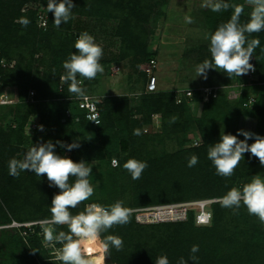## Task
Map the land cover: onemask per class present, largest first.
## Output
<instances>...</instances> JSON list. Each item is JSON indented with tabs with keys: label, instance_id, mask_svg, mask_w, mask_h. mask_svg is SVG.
Masks as SVG:
<instances>
[{
	"label": "rangeland",
	"instance_id": "rangeland-1",
	"mask_svg": "<svg viewBox=\"0 0 264 264\" xmlns=\"http://www.w3.org/2000/svg\"><path fill=\"white\" fill-rule=\"evenodd\" d=\"M156 1L161 2L160 6L156 5ZM47 2L48 0H12V4L16 5L14 11L19 10L22 13H24V11L27 13L29 10H36L38 14L45 13V8L44 10L41 8L43 7V3L47 4ZM72 2L74 4L72 9L73 18L65 24L62 23L60 26L63 28V36H65V34L69 35V38L73 36L75 44L79 34L87 31L95 38L96 43L103 48V56L100 63L104 67V72L98 74L93 80L85 81L84 89L86 90V95L97 100L98 103L101 104L110 97H116L118 99L126 97L129 101L130 109L134 113L136 103L141 102L144 95L146 96V94H148L146 91L147 76L143 67L148 65L147 58L149 56V51L151 56L153 55L158 63L157 67L154 69L158 80V91L167 93L174 91L178 92L180 95L185 89H193V93L197 92L198 95L197 101L190 100L188 102L190 114L186 115V117H190L187 128H179L175 133L165 131L163 135H160L163 132L160 112L153 114V116L151 115L150 121L142 122V133L149 135L157 134V136H155L154 139L147 140V142L143 144L142 152L138 154V156L132 157L140 161H145L148 164V167L144 170L140 179L133 180L131 175L123 167L120 171L119 169H115V167L119 168L120 157L124 158L133 152L131 145L121 147L120 144H118L110 157V163H107L108 157H105L106 169L112 172V182L109 184L102 185L100 183L102 179L96 178L103 166L102 162L99 160H90L86 162L92 166V170L94 171V174H92L94 178L92 179V175L89 177L94 188H111L109 191V194H111L110 196L113 197L115 201L124 199L123 201L129 204L128 207L133 210V215L130 223L124 226H114L108 232L102 233L101 240H83L81 242L82 248L85 250L88 248L93 249V254L97 256L104 255L101 249V241L107 235H116L122 238L124 245L123 249L120 251L112 248V250L115 251V260L113 264H155L156 258L159 256H167L169 264H179L181 257L187 261V264H264V226L260 224L257 217L249 215L247 210L239 212L238 215L230 216V218L225 220L224 226L217 231L219 233L216 232L217 239L209 241L208 243L209 248L210 245L214 247L210 248L209 253L205 252L206 248H203L202 243H199V241L191 243L188 246L185 242L179 248L180 240H184L181 238L183 237V233L181 232H178L174 239L169 238L170 234L179 230L182 231L184 226L180 224L186 222V219L155 222L144 219L143 216L139 217L137 214L140 211H145L157 205L211 199V197L219 198L223 196H213L216 195V192L221 193V191H224L226 186L224 183L225 179H223L225 177L216 174L212 163L203 166L204 169L199 167L195 174L190 170L187 176H183V179L180 178V180H178V182H183L185 185L189 183L194 185V187L196 185L201 187L202 191L198 190L197 194L190 196L191 198L186 192H183V196L189 197L188 199L177 197L175 200L161 201V199L170 197V193L176 195L181 192L178 191L177 187V192H171V187H168L161 193L156 191L148 195L145 194V188L149 187L148 189H150L151 186L145 184L149 183L152 185L160 182L159 180L168 179L164 178V174H160L162 170L168 171L173 168V163L169 161L171 157L168 160V156H172L173 154L178 155L183 148L189 147L187 143H184V139L186 138L192 140L191 144L201 142L203 135L199 125L207 126L206 128H208L210 132L213 131L212 127L216 123L227 125V118H222L220 116L215 118L213 113H211L212 111L206 107L207 100L200 96L205 86L231 82L233 77L230 78L222 71L209 69L207 70V78L205 79L203 76H197L196 67L205 59H210L209 40L204 38V34L212 33L221 25L222 19H224L223 23L227 22L233 10L230 8L227 11L218 13L213 12L210 8L202 6L204 0H137V2H130V6L134 9L135 14L130 20H123L124 22H122V18L128 17L129 15L128 12L125 14L123 11L122 15L120 14V10L118 12V9L121 8L120 0H72ZM108 2H112V5L105 7ZM226 2L244 4L243 15L245 19L241 20L240 17V21H243L242 23L248 21L251 7L245 3V0H226ZM144 3H147V6L153 3L148 13L143 10L144 8L142 5ZM7 6H5L6 9H9ZM85 10L88 13H86ZM100 11L109 14L100 16L98 14ZM15 13L16 12H12V14ZM146 14L148 20L144 22ZM6 17H8L7 12L1 15V24L5 23ZM188 17L192 19V23L186 22V18ZM19 18L20 16L16 13L15 17L10 21V27L13 28L12 34L17 37L18 34H15L16 28L23 27L18 23ZM27 18L30 19L29 17ZM53 21L54 15H52V22ZM138 21L142 22L143 30L139 34L135 32L132 33L133 26L136 25ZM40 24L42 27L40 25L39 27L44 31L54 29L51 24V26H49L48 23L43 24L41 20ZM66 25H70L71 27L68 28ZM128 25L129 28H127ZM255 34L256 33H253L251 36ZM257 37L258 36H255L253 38ZM64 39L66 40V37H64ZM7 44L8 43L4 40L0 42V46H2V48H0V55H2L0 57V67L5 68L8 66L15 68L16 60L13 59L9 62L6 60V53L3 47L7 50ZM19 44H21V42H17L14 45ZM144 47L148 50L142 52ZM259 55L264 60V52H260ZM259 55L256 54L255 51L252 60H258ZM41 56V52L35 54V58H40ZM111 58H115L118 61L110 67V71H107L104 60ZM3 60L6 62L4 65H2ZM43 67L44 65L38 67L40 72L44 69ZM61 71H64L63 67ZM33 73L34 72H32V75ZM258 77L259 76L256 74L254 78L256 83L253 84L254 86L257 84L259 85V89L257 90L258 93L255 94L251 92V94H255L257 97L261 95L260 108L253 109L252 111L241 110L238 112L225 109L226 112L229 111L228 115L230 116V121L234 122L233 125L236 128L264 136V81H259ZM79 78L82 80L83 84L84 79L81 77ZM34 88L37 89L36 86L32 87V89ZM9 90L8 94L15 102L6 104L0 108V127L3 128L4 133L8 134V132L10 133V131H12L11 135H9V142L17 148L14 155L18 156L19 159H23L26 150L22 140H20V119H14L15 117L12 112L17 108L25 110L24 105H20L23 103L24 98H22V96L20 97L18 86H11ZM48 90L54 91L51 84H49ZM79 98L80 97L74 94L67 97L50 95L49 98L43 97L34 101V103L37 105L45 103L51 107H55L58 104L57 108L59 109V107H65V101L74 103L75 99L80 101ZM223 114H225L224 109ZM30 116V121L35 123V125L38 124L36 121H38L39 115L33 113ZM25 129L26 132H32L34 130L32 124L28 125ZM247 142L249 144L253 143L254 137ZM95 144L98 145V141ZM66 154L68 156L70 151L68 150ZM250 154L251 153H247L245 158L240 161L239 166L235 169V171L237 169L241 171V176H239L241 182L246 181L248 183L252 176L258 174L264 177V166H261L259 160ZM188 157L189 154L184 153L178 163L181 164L182 167H185V162ZM6 164L8 165L9 162ZM6 164H0V168H7L0 169V221L5 220L2 213H6L11 219L15 218V216L23 217L24 221L12 220L8 224L0 223V264H61L57 259L61 245L46 244L43 236L41 239H37L36 242H30V248L28 249L20 244L19 235L23 234L27 237L25 231L20 230L21 224L27 227L41 224L42 221L49 220L51 217L44 219L36 218V216H32L31 213L24 210L22 205H25V200H28L24 198L25 194L23 190L25 187L23 186L22 189L20 188L16 196V186H19V184L14 180L13 176L9 175V168ZM37 177L42 184H47L50 190L53 191L56 189L55 186H50V182L46 176ZM172 180H174V178H172ZM10 182H14V184ZM110 185L111 187H109ZM122 186H125L127 189L123 190V188H121ZM20 194L21 197L18 199ZM211 194L213 195L210 196ZM47 195L53 197L51 193L47 192ZM134 195L137 197L133 198ZM151 199H155L156 202L149 203ZM88 204L91 203H87L86 205ZM75 209L76 208L71 210L73 215L79 213H75ZM15 222L20 225L15 224ZM174 223H180L179 225L181 227L176 226ZM194 227L202 226L195 223ZM128 228H134L136 232L131 231L130 238H123L126 236L123 230ZM67 231L68 229H65V232ZM42 233L43 231L41 228V231L37 234L41 235ZM159 233H165L170 241L155 242L152 238V234L158 236ZM27 239L29 240L28 237ZM193 245L199 246L198 252L194 254L198 257L196 262L190 259L191 255H193L191 253V247Z\"/></svg>",
	"mask_w": 264,
	"mask_h": 264
},
{
	"label": "trees",
	"instance_id": "trees-1",
	"mask_svg": "<svg viewBox=\"0 0 264 264\" xmlns=\"http://www.w3.org/2000/svg\"><path fill=\"white\" fill-rule=\"evenodd\" d=\"M85 1V0H84ZM120 9H118V12L120 10V14L122 15V12L124 11L125 14L128 12V17L122 18V22L130 20V18L135 14V11L130 6V2L137 0H120ZM147 1V0H145ZM153 4V3H152ZM152 4L150 6H147V3H144L142 5V8L144 12L148 13L150 11V8L152 7ZM161 2L156 1V5L160 6ZM8 5V6H7ZM112 5V2H108L107 6ZM146 5V6H145ZM9 7V9H6V7ZM47 7L46 3H43V7L41 9L44 10V8ZM16 5L12 4V0H0V20L1 15L3 13L7 12V19L5 20L4 24H1L0 22V42L4 40L7 44V50L5 47H3L4 52L6 53V60L7 62L11 60H16V67H8L5 68L0 67V72L3 74L2 79V85L6 86H18L19 90L18 93L20 97L24 98V101L20 105H24L25 110H22L21 108H17L15 111H13L14 119H17L19 121V130L20 132V140H22L25 150L27 151L33 144H36L37 141L41 140L42 143H46L48 141H51L55 145V152L58 155L68 157L72 159L75 162L85 161L88 162L90 160H99L103 163L102 168L100 169L99 174H97L98 179H102L100 183L102 185L109 184L112 182V172L109 169H106L105 166V157H108V162L110 163V157L114 153V149H116L117 145L120 144L121 147H126L128 145H131L133 152L130 155L125 156L124 158L120 157V164L119 168L115 167V169L121 170L123 167V164L126 160L138 156L142 152L143 144L147 142L149 139H154L157 134H145L142 133V122L143 121H150L151 115L155 113L161 114V127L163 128V132L160 135H163L165 131L170 132H177L179 128H187L188 126V120L189 117H186V115H189V101L190 100H196L198 99L197 92L194 93V96L192 98L184 96V92L182 93L171 91L169 93L164 91H153L148 92L146 96L144 95L141 102L136 103V109L135 112L130 109V104L128 99L122 98L118 99L116 97H110L107 101L101 103H98L96 100V103L99 106V118H98V124H95L93 121H89L86 110L84 108H81L79 106V101L75 99L74 103L65 101V107L61 108L58 107V104L55 107H51L48 104H35L34 101H30L28 94L29 90L32 89V87L36 86L37 89H35V101L39 100L40 98H49L50 95H61L63 97L70 96L68 92L69 85L67 83H64L60 80V76L64 74V71H61V68L63 67V62L67 60L73 52H76V49L74 48V37L71 36L69 38V35L63 36V28L59 27L57 28L54 25V21L52 22V13L46 12L43 14V19L46 23L49 24V26L52 25L53 30H43L41 29L42 25L40 24V14H38V11L29 10L27 13H22L21 11H14ZM12 12L18 13L20 17H29L30 23L27 27H18L16 28L15 34H18V37L14 34H12L13 28L10 27V21L13 19L16 15L12 14ZM86 13H88L85 10ZM32 17H31V15ZM100 16H105L104 11L98 12ZM244 14V13H243ZM242 14L241 20L245 19L244 15ZM124 20V21H123ZM148 20L147 14L146 18H144V22ZM224 19L221 20V24L223 23ZM243 22V21H242ZM241 22V23H242ZM14 24V23H13ZM51 24V25H50ZM15 25V24H14ZM39 25L41 27H39ZM61 26V25H60ZM68 28L71 27L70 25H66ZM131 27V26H130ZM57 28V29H56ZM129 28V25L127 26ZM217 29V28H216ZM215 29V30H216ZM132 33L135 32L139 34L142 32V22L138 21L136 25L133 26ZM214 30V31H215ZM213 31V32H214ZM258 36L257 38L260 40V46L255 49L256 54H260V52H264V31H261L259 33H256L254 36H250L249 39H252L253 37ZM21 37V38H19ZM66 37V40L64 39ZM17 42H21L19 45H14ZM2 48V46H0ZM132 48V47H131ZM148 50V49H147ZM146 47L142 49V52L147 51ZM254 51V53H255ZM1 52V51H0ZM37 52H41L42 56L40 58H35V54ZM147 53V52H146ZM149 56L147 60L149 61L151 58H155L153 55L151 56L150 51L148 52ZM2 54V53H1ZM2 55H0L1 57ZM252 60V58H251ZM250 60V61H251ZM118 60L115 58L106 59L104 60V64L107 67V71H110V67L115 64ZM44 65V69L40 72L38 67L40 65ZM255 66L258 80L264 81V60L260 55L258 56V60H255ZM32 72L33 75H32ZM145 72V71H144ZM146 76L147 73L145 72ZM78 80H81L79 77H77ZM247 77L244 75L237 77L233 76V79L231 82L237 81V82H245ZM38 81V83H37ZM81 85L83 88H85V81ZM231 82H227L224 84H230ZM256 83V82H254ZM254 83L245 84L242 87V93L238 99H230L227 96V93L223 90L220 91L219 95L217 97H211L209 101L206 102V107L211 110L214 115V117H225L227 118V125H222V123H216L212 128L213 131H209L207 126L199 125L201 133L203 137L201 138L202 141L198 142L197 144H191V139L186 138L184 139V143L188 144L189 147H185L182 149L181 152L178 153V155H172L168 156V160L170 158V162L173 163V168L169 169L168 171L162 170L160 174H164V178L168 179H162L159 180L160 182L154 183L152 185L145 184L148 186H151L145 188V194H151L156 191L159 193L165 191L168 187H171V192L176 191L178 188V191L181 193L173 194L170 193V197L161 199V201H170L175 200L177 197H183L186 199L187 197L183 196V192H186L188 196L197 194L198 190L202 191L201 187L195 186L192 184L185 185L183 182H178V180L183 179V176H187V173H190V170L195 174L199 167L202 169L203 166L207 164H211V161L207 158V150L210 145H214L215 143L220 141V135L221 131H223L225 134H232L237 135L238 139L244 140L243 135H239V129L236 128L233 124L234 122L230 121V116L228 115V112H226V109L233 110V111H252L253 109L260 108V98L261 95H258L256 97V101L248 106H244L243 102L248 100L251 92H254L255 94L258 93L257 90L259 89V85ZM40 84V85H39ZM49 84L54 88V91L48 90ZM61 84V85H60ZM76 96V95H75ZM122 100V101H121ZM10 106V105H9ZM3 107V106H2ZM225 114H223V109ZM226 108V109H225ZM62 112V113H61ZM23 113V114H22ZM36 113L39 115L38 123L36 127L34 128L33 132H26V127L31 124L30 118L31 114ZM210 113V114H211ZM136 115V116H135ZM172 116H177L178 119L175 123H169V120ZM232 123V124H231ZM43 125V131L39 130V126ZM170 126V129H169ZM38 129V130H37ZM134 129H140L141 135H133ZM12 131L10 133H4L3 128L0 127V164H6L9 162L12 158L19 159L18 156H15L16 147L10 144L9 135H11ZM145 138V140H144ZM57 141H60L65 146L70 145L72 143H78L79 147L74 148L70 151V154L67 156V147H61L60 144L57 143ZM98 141V145L95 143ZM184 153H188L189 157L187 158V161L185 162V167H182L181 164L178 163L180 161V158L183 156ZM195 154L198 157V163L196 166L188 167V160L189 158ZM119 155V154H118ZM247 155V153L244 154V158ZM251 155V154H250ZM167 158V157H166ZM115 159V158H113ZM101 163V164H102ZM7 165V164H6ZM8 166V165H7ZM0 169H7L0 168ZM94 171L92 170V174ZM170 173V174H169ZM91 174V175H92ZM157 174V173H156ZM159 174V173H158ZM160 176V175H157ZM241 171L236 170L235 174L225 179V190L221 191V193L216 192V195L211 194L210 196H221L225 195L227 191H229L232 187H238L242 188V186L247 183L246 181H240ZM14 180L19 184V186H16V196L20 191V188L24 186L23 193L24 198L28 199L25 200V205H22L24 210L31 213L32 216H36V218H48L51 217L50 207H51V201L52 196L47 195L48 193L57 194L59 192V189L56 187L55 190H50L47 184H42L40 180L38 179L37 175L32 173L31 171H25L20 174L18 178L13 177ZM94 176L92 175V179ZM174 178V180H172ZM17 179V180H16ZM75 178H72V181H74ZM238 179V180H237ZM246 179V178H244ZM169 182H168V181ZM14 181V182H15ZM70 181V182H72ZM115 181V179H114ZM14 182H10L11 184H14ZM114 185V184H111ZM111 185L109 187H111ZM166 186V187H165ZM123 190L127 189L125 186H122ZM195 188V189H193ZM111 188H95L94 195L87 201L81 203L75 210L76 212L83 211L87 203H99L104 206L111 205L115 203V199L111 197L109 194ZM201 189V190H200ZM1 192V191H0ZM144 193V192H143ZM166 194V193H165ZM15 196V197H16ZM20 196L18 199H20ZM131 197V195H130ZM137 196L134 195L133 198H136ZM188 197V198H189ZM187 198V199H188ZM191 198V197H190ZM212 198V197H211ZM215 198V197H213ZM17 199V197H16ZM122 200V199H120ZM124 200V199H123ZM122 200V201H123ZM159 201V200H158ZM124 206L128 207L129 204H127L125 201ZM150 202H156L155 199H151ZM73 209H70V211ZM211 210H212V221L209 225H202V227H194L195 222V210L190 209L187 213L186 222L180 223H174L176 226L181 227L180 225H183L184 228L179 231H176L173 234L169 235V238L174 239L175 235L178 232L183 233V237H181L184 240H180L179 242V248L182 246L183 243L186 242L187 246L191 243L199 241V243H202V247L206 248L205 252L209 253V241L216 240L217 236L216 234L219 229H221L224 224L225 220L230 218V216H233V212L231 209L224 208L220 205L218 200L213 201L211 203ZM247 210L245 207L241 206L239 209V212H243ZM6 213H2V216L4 217V221H0V223L8 224L12 220L16 221H24L23 217L15 216V218L11 219L9 216L5 217ZM38 215V216H37ZM133 215V214H132ZM3 220V219H2ZM180 224V225H179ZM41 224L36 225H30V226H24L21 225L20 230L25 231L27 234V237L23 234L19 235L20 244L23 247H26V249L30 248V242L37 241V239H41L43 236V233L41 235L37 234L41 231ZM57 232L59 231H65L67 229V226H55ZM131 231L136 232L134 228H128L126 230H123L126 236L123 238H130L131 237ZM164 231V230H163ZM217 232V233H216ZM167 233V232H165ZM165 233H159V235L152 234V238L154 241H170L169 238H167ZM185 233V234H184ZM186 237V239H185ZM186 240V241H185ZM216 244V243H215ZM175 246V245H174ZM215 246V245H214ZM106 255L105 264H113L115 260V251L110 250L108 254ZM49 261V260H48Z\"/></svg>",
	"mask_w": 264,
	"mask_h": 264
},
{
	"label": "clouds",
	"instance_id": "clouds-1",
	"mask_svg": "<svg viewBox=\"0 0 264 264\" xmlns=\"http://www.w3.org/2000/svg\"><path fill=\"white\" fill-rule=\"evenodd\" d=\"M245 3L251 7V12L248 21L241 23L244 4L229 3L226 0H204L202 6L210 8L213 12L227 11L230 8L233 11L227 22L219 25L214 32L204 34V38L209 40L210 59H205L197 65V76L206 79L209 69L222 71L230 78L240 77L250 70L254 71L250 60L255 49L260 46V40L249 37L253 33L264 31V0H245ZM73 7L72 0H48L45 10L47 13H53L54 25L59 28L62 23L65 24L73 18ZM30 22L27 17H20L18 20L23 27H27ZM186 22L193 21L188 17ZM74 48L76 52L70 54L63 62L65 71L60 80L69 85L70 94L84 97L86 90L81 86L82 80H78L77 77L93 80L104 72V67L100 63L103 48L87 31L79 34ZM190 94L192 95L191 92ZM88 119L99 125L96 117L90 116ZM177 119V116H172L169 123H175ZM39 130L43 131V125L39 126ZM238 134L243 135L245 139L240 140L237 135L221 131L220 141L208 147L207 158L214 166L216 174L221 177L233 176L245 153H251L259 160L261 166H264V136L245 130H239ZM133 135H141V130L134 129ZM253 137L254 142L249 144L247 141ZM57 143L61 147H67L69 151L79 147L75 142L67 146L60 141ZM54 149L55 145L51 141L31 146L23 159L12 158L9 161V175L18 178L22 172L31 171L37 176H46L50 186L59 189L51 201V219L42 221L41 227L46 244L61 245L57 255L61 264H105L106 255H94L93 249H83L81 242L101 240L102 233L108 232L114 226L130 223L133 210L125 207L122 200H118L108 206L91 203L86 205L83 211L73 215L70 209L77 208L94 195L95 188L89 179L92 166L85 161L75 162L58 155ZM197 163L198 157L193 154L188 160V167H193ZM147 167V162L134 158L123 164V168L133 180L140 179ZM72 178H75L74 181ZM217 199L222 207L231 209L234 215L239 214L241 206L245 207L248 214L257 217L264 226V177L259 174L252 176L242 188L232 187ZM53 226H67L68 231L56 232ZM123 245L122 238L116 235H107L101 241L104 254H108L112 248L120 251ZM198 250V245L191 247L193 255L190 259L194 262L198 259L194 255ZM155 264H169L167 256L157 257ZM179 264H187V261L181 257Z\"/></svg>",
	"mask_w": 264,
	"mask_h": 264
},
{
	"label": "built area",
	"instance_id": "built-area-1",
	"mask_svg": "<svg viewBox=\"0 0 264 264\" xmlns=\"http://www.w3.org/2000/svg\"><path fill=\"white\" fill-rule=\"evenodd\" d=\"M40 18L43 21V24H45V20L43 19V14H40ZM2 65H4L6 62L3 60ZM250 63L254 67V71L250 70L247 74L244 76L247 77V81L245 82H237L234 81L230 84H220V85H213V86H205L202 89V94L200 97H202L205 100H210L211 97H217L220 93V91L224 90L227 93L228 98L230 99H238L242 93V87L245 84L254 83L255 78V61L251 60ZM157 60L156 58H151L148 61V65L143 67V70L147 73V91L153 92L157 90V75L154 72V69L157 67ZM115 72V71H113ZM2 79L3 74L0 72V108L2 106H5L6 104H10L13 101V99L10 97L8 92L10 91L11 86H4L2 85ZM29 99L30 101H35V91L34 89L29 90ZM184 96L192 98L194 93L193 89H185ZM192 93V95L190 94ZM256 95L250 94L248 100L243 102L244 106H248L256 101ZM79 106L81 108H84L86 110V115L89 118L90 116L96 117L98 120L99 118V106L96 103V100L92 99L90 96L86 95L84 97L79 98ZM33 128L36 127L35 123H32ZM34 131V130H33ZM32 131V132H33ZM34 133V132H33ZM42 141H37L36 144L33 145H39ZM32 145V146H33ZM218 200L217 198H211V199H202V200H191V201H185L182 203H170L165 205H157L153 206L145 211L138 212V216H143L144 219H149L152 221H177L187 218L188 210L190 209H196L195 211V222L197 225H209L212 221V210H211V203L213 201ZM202 217L204 218V222H202ZM15 224H18L15 222ZM20 225V224H18ZM22 225V224H21Z\"/></svg>",
	"mask_w": 264,
	"mask_h": 264
}]
</instances>
